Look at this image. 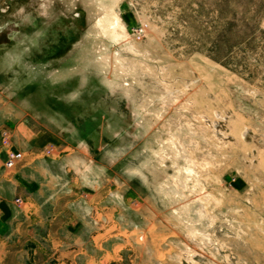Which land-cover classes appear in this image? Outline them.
<instances>
[{
    "label": "rangeland",
    "instance_id": "1",
    "mask_svg": "<svg viewBox=\"0 0 264 264\" xmlns=\"http://www.w3.org/2000/svg\"><path fill=\"white\" fill-rule=\"evenodd\" d=\"M0 104L151 264H264V0H0Z\"/></svg>",
    "mask_w": 264,
    "mask_h": 264
},
{
    "label": "crops",
    "instance_id": "2",
    "mask_svg": "<svg viewBox=\"0 0 264 264\" xmlns=\"http://www.w3.org/2000/svg\"><path fill=\"white\" fill-rule=\"evenodd\" d=\"M10 111L0 104V128L12 123ZM15 142L23 158L11 170L4 168L0 149V230L5 233L11 226L21 245H32L25 251L30 264H151V249L125 248L122 238L108 234V207L102 199L80 200L84 194L77 195L82 182L76 178V156H30L40 141ZM259 189L262 227L264 184ZM87 214L91 223L84 224ZM260 235L264 240L262 228Z\"/></svg>",
    "mask_w": 264,
    "mask_h": 264
},
{
    "label": "built area",
    "instance_id": "3",
    "mask_svg": "<svg viewBox=\"0 0 264 264\" xmlns=\"http://www.w3.org/2000/svg\"><path fill=\"white\" fill-rule=\"evenodd\" d=\"M2 139H3L4 145H6L8 143V141H7L8 137H7L6 133L2 134ZM3 153L5 154L4 168H6L8 170L13 169L15 164L18 161L22 160V158H23L22 153H20V152L5 150ZM15 202L20 203V200L16 199Z\"/></svg>",
    "mask_w": 264,
    "mask_h": 264
},
{
    "label": "bare ground",
    "instance_id": "4",
    "mask_svg": "<svg viewBox=\"0 0 264 264\" xmlns=\"http://www.w3.org/2000/svg\"><path fill=\"white\" fill-rule=\"evenodd\" d=\"M113 20V19H112ZM115 21V20H114ZM119 23V22H118ZM116 25H117V23H116ZM110 26V25H109ZM113 27V26H112ZM106 29H107V27H106ZM110 29H111V27H110ZM113 31V30H112ZM113 33V32H112ZM116 35V34H115ZM117 36V35H116Z\"/></svg>",
    "mask_w": 264,
    "mask_h": 264
}]
</instances>
